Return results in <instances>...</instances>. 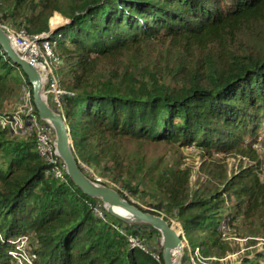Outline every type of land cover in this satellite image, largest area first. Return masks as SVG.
<instances>
[{"label":"trees","instance_id":"trees-1","mask_svg":"<svg viewBox=\"0 0 264 264\" xmlns=\"http://www.w3.org/2000/svg\"><path fill=\"white\" fill-rule=\"evenodd\" d=\"M50 19L61 21L49 40L80 165L149 198L147 208L134 204L144 212L179 223L182 264L197 249L206 258L223 247L224 221L257 216L264 227L254 146L264 148V0H0L2 26L48 35ZM20 77L33 101L27 76L0 45V89ZM8 131L0 129V264H164L159 231L111 216L66 172L56 178L35 132ZM150 145L174 153L195 146L209 158L235 153L251 165L230 176L210 170L212 179L192 189L191 169L165 155L150 159ZM131 234L146 251L129 243ZM21 236L32 254L19 261ZM225 264H264V246Z\"/></svg>","mask_w":264,"mask_h":264},{"label":"rangeland","instance_id":"rangeland-1","mask_svg":"<svg viewBox=\"0 0 264 264\" xmlns=\"http://www.w3.org/2000/svg\"><path fill=\"white\" fill-rule=\"evenodd\" d=\"M58 13V12H55ZM54 13V15H55ZM59 14V13H58ZM54 15L52 17H54ZM61 15V14H60ZM62 16V15H61ZM51 17V19H52ZM64 17V16H63ZM50 19V26L53 25ZM61 21L57 20V23L54 25H58ZM52 26V28L54 27ZM60 62H53L52 67L57 75L58 68ZM59 79V78H58ZM25 80L20 77L15 83H12L10 86L6 88L0 89V118H11L15 114H18L22 119H25L27 114V102L25 99H28L29 107L33 105L32 98L29 94V91L26 85L22 84ZM45 97L48 99L50 98L49 94L45 90L44 92ZM48 103L51 105L50 99L47 100ZM14 137H25L26 134L22 132L12 133L8 131ZM52 134L55 136V132L53 130ZM28 135V134H27ZM261 135L263 136L264 133L262 132ZM255 148L258 149V156L260 158V177L264 180V148L259 144L256 143ZM149 152L148 155L150 159H155L160 155H165V160L168 163L179 161L183 167H189L192 171L191 177V188L195 189L201 183L206 184V181H210L212 178L208 175L210 170L218 171L222 168H226L227 175L230 176L231 174L237 173L241 167L250 166L251 163L247 159H242L239 155L235 153L229 154H215L212 157H202L199 153L200 150L195 147H189L184 149L177 150L174 153L175 148L171 147V145H158L153 146L150 145L147 148ZM84 170L85 174L89 175V178L96 181L97 183L112 187L116 190H121L126 195L128 200L133 202L134 204H138L147 208L149 203L151 204V200L147 197H142L140 195L134 196L130 192L124 190L120 183L112 182V179L107 177L101 170L92 168L87 166L86 164L81 165ZM65 169V166H64ZM100 180V181H99ZM214 186H221L218 182L214 184ZM234 200L229 201V207L233 205ZM161 216H165L164 214ZM178 229L181 227L175 223ZM222 241L224 243L223 247L218 249H213L212 257L203 258L200 254V259L193 257L192 264H225L226 262H233L240 258L241 256L255 251H260L264 246V227L261 224L259 218L257 216H247L241 214L233 223L229 224V230L226 233V236H222ZM17 247H20V259L23 260L24 258L21 255H24L25 258H30L32 254V248L30 246V241L28 236H21L15 240ZM147 245V244H146ZM161 245V239H160ZM148 246V245H147ZM187 244H185V247ZM162 247V246H161ZM158 259V258H157ZM185 260V249H184V257L181 260L180 264L183 263Z\"/></svg>","mask_w":264,"mask_h":264},{"label":"water","instance_id":"water-1","mask_svg":"<svg viewBox=\"0 0 264 264\" xmlns=\"http://www.w3.org/2000/svg\"><path fill=\"white\" fill-rule=\"evenodd\" d=\"M56 28L51 26L50 33L41 40L49 39V35ZM0 45L6 55L27 76L33 92V103L39 117L50 123L54 129L57 154L75 186L87 196L101 200L107 212L124 224H147L159 231L164 264H180L185 249L184 231L180 224L177 223L181 227V229H178L176 222L167 220L161 215L144 212L135 206L133 202L124 199L116 189L90 179L82 171L81 165L74 154L72 149L73 139L65 117L52 108L44 95L48 82L46 71L18 54L12 44L11 37L1 25Z\"/></svg>","mask_w":264,"mask_h":264},{"label":"built area","instance_id":"built-area-1","mask_svg":"<svg viewBox=\"0 0 264 264\" xmlns=\"http://www.w3.org/2000/svg\"><path fill=\"white\" fill-rule=\"evenodd\" d=\"M2 27L11 37L12 44L18 54L46 71L48 79L46 91L50 96L48 99L51 101V106H55L58 109V113L64 116L62 96L66 95L67 92L60 88L57 75L52 67L53 62H59L53 50V43L49 39L41 40L43 37L47 36V34L32 35L28 34L23 29L18 30L8 26ZM25 102H27L26 106L28 108L25 119H22L18 114H15L9 119L0 118V129H7L12 133L22 132L26 135L35 132L38 140L37 149L39 153L52 165V174L56 178L64 180L66 171L56 151V136L52 134L54 129L50 123L40 119L39 115L35 113L34 104L29 107L28 99H25ZM95 213L103 217L100 207L95 208ZM228 230L229 222L224 221L221 225L223 237L226 236ZM128 241L134 247H138L144 251L147 250L140 239L135 235H128ZM185 244H187L186 239ZM18 248L20 249V247ZM199 255L200 252L197 249L196 252L191 255V262L193 257L200 259ZM21 256L25 259L24 255Z\"/></svg>","mask_w":264,"mask_h":264},{"label":"bare ground","instance_id":"bare-ground-1","mask_svg":"<svg viewBox=\"0 0 264 264\" xmlns=\"http://www.w3.org/2000/svg\"><path fill=\"white\" fill-rule=\"evenodd\" d=\"M64 106V105H63Z\"/></svg>","mask_w":264,"mask_h":264}]
</instances>
